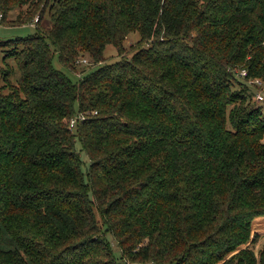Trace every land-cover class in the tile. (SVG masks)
Returning <instances> with one entry per match:
<instances>
[{
    "label": "trees",
    "instance_id": "16d2710c",
    "mask_svg": "<svg viewBox=\"0 0 264 264\" xmlns=\"http://www.w3.org/2000/svg\"><path fill=\"white\" fill-rule=\"evenodd\" d=\"M22 5L34 32L0 41V264H264V107L233 71L264 82V0H0L2 19ZM131 32L77 80L53 65Z\"/></svg>",
    "mask_w": 264,
    "mask_h": 264
},
{
    "label": "rangeland",
    "instance_id": "374dc122",
    "mask_svg": "<svg viewBox=\"0 0 264 264\" xmlns=\"http://www.w3.org/2000/svg\"><path fill=\"white\" fill-rule=\"evenodd\" d=\"M30 10L27 5L22 6H16L11 8L7 11L5 14L6 16L3 17L1 15L0 19V41L1 40H7V39H14L17 37H25L34 32V27L37 26V19L38 15H30ZM1 14V12H0ZM41 22L39 23V26L50 27L51 23L49 21V17L46 15V12L43 14L41 18ZM140 35L138 32H131L127 34L125 41L123 42V49L120 53V56L116 54V50L112 45H107L104 50V57L102 62H94L92 59L86 55L80 54L77 56L74 66H71L69 69L73 71L74 73L70 72L68 69L63 68L58 60V55L54 54L53 58V65L56 69L62 70L64 73H66L69 77H71L73 80H77L78 76H81L83 73L82 71H89V69L93 66H100L105 64V60L107 59V62L109 59L113 60L115 57H129L130 54L133 52V50H136L140 46ZM148 43H143V46H148ZM110 60V61H111ZM85 73V72H84ZM240 80H243L240 77H237ZM246 83L248 92L251 95V101L255 105L263 106L264 107V82L262 81L261 85L257 84H249L247 80H243ZM261 95L262 100H259L256 98L257 95ZM79 117L82 116V114L78 115ZM77 116V117H78ZM71 127V125H69ZM73 127H71L72 129ZM82 161L84 163L83 168L88 163V158L84 153H81ZM252 232H259V238L258 240L252 245L255 252H257L264 243V219H258L254 222L252 225Z\"/></svg>",
    "mask_w": 264,
    "mask_h": 264
},
{
    "label": "built area",
    "instance_id": "2783aa9c",
    "mask_svg": "<svg viewBox=\"0 0 264 264\" xmlns=\"http://www.w3.org/2000/svg\"><path fill=\"white\" fill-rule=\"evenodd\" d=\"M0 19H1V14H0ZM233 71L235 72V75H236L237 77H240V78H242L243 80H247L249 84H257V85H261V84H262V80L259 79V78H253V79H251V78H246V76H247V72H246L245 69H241V70L234 69ZM256 98H258L259 100H262V97H261V95H259V94L256 96ZM79 118H80V119H83L84 117H83V115H82V116L79 117ZM74 122H75V119H72V120L70 121V125H71V127L73 126Z\"/></svg>",
    "mask_w": 264,
    "mask_h": 264
}]
</instances>
